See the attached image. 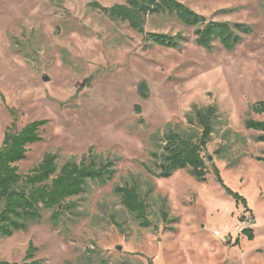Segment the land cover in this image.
I'll return each instance as SVG.
<instances>
[{
	"label": "rangeland",
	"instance_id": "374dc122",
	"mask_svg": "<svg viewBox=\"0 0 264 264\" xmlns=\"http://www.w3.org/2000/svg\"><path fill=\"white\" fill-rule=\"evenodd\" d=\"M126 1L0 0V144L13 123L20 131L48 121L42 141L18 165L20 174L47 154L58 155L59 168L91 152L117 169L108 184L90 183L70 199L77 215L66 214L56 228L47 211L26 232L0 237V260L22 264L32 242L40 264H264V162L258 160L264 143L246 126L264 121L252 110L264 102V0H178L207 20L251 26L233 51L219 42L210 51L199 47L196 29L168 14L149 16L146 33L187 41L161 47L92 5ZM209 107L216 116L204 153L207 181L189 170L155 177L152 153L161 151L160 138L201 132L190 117ZM215 169L247 200L253 223L239 221L244 207L226 193ZM133 183L157 232L140 227L114 193ZM164 206L172 225L163 223ZM246 227L254 241L242 234Z\"/></svg>",
	"mask_w": 264,
	"mask_h": 264
},
{
	"label": "trees",
	"instance_id": "16d2710c",
	"mask_svg": "<svg viewBox=\"0 0 264 264\" xmlns=\"http://www.w3.org/2000/svg\"><path fill=\"white\" fill-rule=\"evenodd\" d=\"M92 5L111 20L128 23L134 31L145 36L146 41L165 48H180L187 38L182 35L146 33L145 25L149 16L168 14L195 28L196 44L209 51L214 48L215 42H219L227 51H233L245 36L253 32L251 26L243 23L207 20L178 0H127L125 4L112 7H103L99 3ZM252 110L264 114V102L256 104ZM193 115L190 123L201 132L188 134L168 131L160 138L163 143L161 151L152 153L157 167L155 177L170 178L178 170H189L197 181H207L209 172L204 153L214 133L216 110L213 107L204 110L195 108ZM47 123L46 120L34 121L20 131L14 130L13 123L0 144V237H12L17 232H26L30 226L40 224L43 213L47 211L51 212L50 221L56 228L66 214L77 215V204L70 199L84 195L90 183L106 185L117 174L115 162H98L90 152L80 162L69 161L60 168L58 155L47 154L27 175H21L18 165L26 160L29 146L42 141L41 130ZM246 126L259 132L256 140L264 143V121L248 120ZM258 160L264 162V156ZM214 173L226 193L235 199L237 205H243L244 213L239 221L253 223L254 215L247 200L223 182L218 169ZM114 193L140 227H153L156 232L159 230L149 218V206L136 183L117 186ZM161 218L165 225L176 222L170 218L167 206L163 207ZM112 220L121 229L114 218ZM242 234L249 241L255 240V232L251 227H246ZM36 251L30 242L22 264H40L35 260ZM0 264L15 263L0 260Z\"/></svg>",
	"mask_w": 264,
	"mask_h": 264
},
{
	"label": "water",
	"instance_id": "95a60500",
	"mask_svg": "<svg viewBox=\"0 0 264 264\" xmlns=\"http://www.w3.org/2000/svg\"><path fill=\"white\" fill-rule=\"evenodd\" d=\"M43 80H44V82H48L49 81V77L48 76H45L44 78H43ZM146 89V85L143 83V84H141L140 85V87H139V91H140V93H141V95H143L144 96V90ZM211 160V159H210Z\"/></svg>",
	"mask_w": 264,
	"mask_h": 264
},
{
	"label": "built area",
	"instance_id": "2783aa9c",
	"mask_svg": "<svg viewBox=\"0 0 264 264\" xmlns=\"http://www.w3.org/2000/svg\"><path fill=\"white\" fill-rule=\"evenodd\" d=\"M249 223V222H248ZM248 223H245V224H248Z\"/></svg>",
	"mask_w": 264,
	"mask_h": 264
}]
</instances>
